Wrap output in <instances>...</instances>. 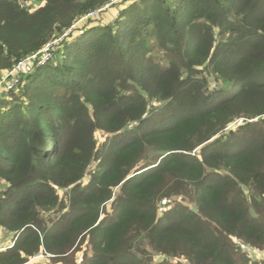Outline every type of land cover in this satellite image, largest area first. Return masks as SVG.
<instances>
[{"label": "trees", "instance_id": "trees-1", "mask_svg": "<svg viewBox=\"0 0 264 264\" xmlns=\"http://www.w3.org/2000/svg\"><path fill=\"white\" fill-rule=\"evenodd\" d=\"M29 58L0 264H264V0H0V77Z\"/></svg>", "mask_w": 264, "mask_h": 264}, {"label": "rangeland", "instance_id": "rangeland-1", "mask_svg": "<svg viewBox=\"0 0 264 264\" xmlns=\"http://www.w3.org/2000/svg\"><path fill=\"white\" fill-rule=\"evenodd\" d=\"M10 78L11 77H9V76L0 77V84H1L0 85V96H5V95L8 94V93H6V83H7V81ZM17 81H18V79H17ZM103 136H104L103 134H101V135L99 134L98 135V139L99 140H103V138H104ZM2 186L3 185L0 184V189L2 188ZM13 237H14V234H10V233L8 234L6 230L0 228V248H7L10 245H13V243H14L13 242ZM54 257L55 256H52V255H49V254H45L43 252V253L37 255L36 257L31 258L30 262L31 263L32 262L33 263L40 262V263H43V264H55V263L52 262V258H54ZM161 258H162L161 256H158V257L155 258V260L157 261V260H159Z\"/></svg>", "mask_w": 264, "mask_h": 264}, {"label": "built area", "instance_id": "built-area-1", "mask_svg": "<svg viewBox=\"0 0 264 264\" xmlns=\"http://www.w3.org/2000/svg\"><path fill=\"white\" fill-rule=\"evenodd\" d=\"M109 7V5H106L104 7V9H107ZM50 57V54L49 53H46V56L44 57L43 61L44 62L45 60H47L48 58ZM31 58L23 61L21 64H19L15 69H13L12 71L9 72V74L7 76L11 77L7 83H6V92L10 91V90H13L16 83H17V72H18V69L19 68H22V67H26L27 64H28V60H30ZM1 85V84H0ZM13 245H10L9 247H12ZM8 247V248H9ZM6 248H0V251L4 250Z\"/></svg>", "mask_w": 264, "mask_h": 264}]
</instances>
